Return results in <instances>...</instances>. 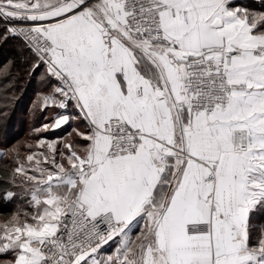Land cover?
Returning <instances> with one entry per match:
<instances>
[{
    "label": "snow or ice",
    "instance_id": "obj_1",
    "mask_svg": "<svg viewBox=\"0 0 264 264\" xmlns=\"http://www.w3.org/2000/svg\"><path fill=\"white\" fill-rule=\"evenodd\" d=\"M9 40L49 122L0 264H264V0H0Z\"/></svg>",
    "mask_w": 264,
    "mask_h": 264
},
{
    "label": "trees",
    "instance_id": "obj_2",
    "mask_svg": "<svg viewBox=\"0 0 264 264\" xmlns=\"http://www.w3.org/2000/svg\"><path fill=\"white\" fill-rule=\"evenodd\" d=\"M246 2L259 4V0ZM2 66L6 69L3 70ZM25 67L16 41L0 43V153L17 143L26 142V139L31 141L35 136L28 133L29 124L32 129L42 122L40 117L46 114L34 107L41 89L39 73L30 77L24 71ZM7 162V157L0 156V170ZM15 202L6 206L0 204V214L7 216L13 212ZM256 222L264 223V217H259Z\"/></svg>",
    "mask_w": 264,
    "mask_h": 264
},
{
    "label": "rangeland",
    "instance_id": "obj_3",
    "mask_svg": "<svg viewBox=\"0 0 264 264\" xmlns=\"http://www.w3.org/2000/svg\"><path fill=\"white\" fill-rule=\"evenodd\" d=\"M7 66H8V65H7ZM2 69L5 70L6 67L2 66ZM44 115L47 116V115H49V113H46V114H44ZM45 116L40 117V118L42 119V122L39 123L37 126H33L32 129H30L31 127H30V124H29V126H28V129H29V130H28V133H29V134H32V133H33V129H34V128H38V127H40L42 123L49 122V121H47V120L45 119ZM28 133H27V134H28ZM56 134H57V133H54L53 131H50V132H43V133L40 134V136L47 137L48 139H53V138H55V137H62V136H64V133L62 134V132H58V134H57V135H56ZM29 138H31V137H29ZM38 138H39V137L35 136L34 138H32L31 141L28 140V139H26L25 141H26V142L34 143L35 140L38 139ZM17 208H20L21 210H24V209L26 208V204H25V202L22 201V200H16L15 205H14V211H16ZM14 211H13V212H14ZM5 215H6V214H4V215L0 214V219H3V218L5 217ZM4 258H5V257H0V259H4Z\"/></svg>",
    "mask_w": 264,
    "mask_h": 264
},
{
    "label": "crops",
    "instance_id": "obj_4",
    "mask_svg": "<svg viewBox=\"0 0 264 264\" xmlns=\"http://www.w3.org/2000/svg\"><path fill=\"white\" fill-rule=\"evenodd\" d=\"M66 131H68V129L67 128H62V129H57V130H55V131H53L54 133H57L58 134V132H62V134L64 133L65 134V132ZM56 134V135H57ZM111 249H109V251H110ZM108 254V252H105V253H102V255H107Z\"/></svg>",
    "mask_w": 264,
    "mask_h": 264
}]
</instances>
